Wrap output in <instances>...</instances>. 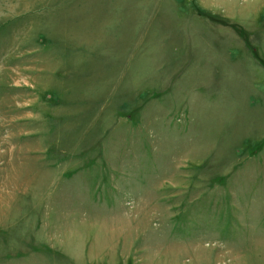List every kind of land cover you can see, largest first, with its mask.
Here are the masks:
<instances>
[{"label":"rangeland","instance_id":"rangeland-1","mask_svg":"<svg viewBox=\"0 0 264 264\" xmlns=\"http://www.w3.org/2000/svg\"><path fill=\"white\" fill-rule=\"evenodd\" d=\"M261 59L264 0H0V264H264Z\"/></svg>","mask_w":264,"mask_h":264},{"label":"bare ground","instance_id":"bare-ground-1","mask_svg":"<svg viewBox=\"0 0 264 264\" xmlns=\"http://www.w3.org/2000/svg\"><path fill=\"white\" fill-rule=\"evenodd\" d=\"M111 230H112V229H111ZM172 249H173V251L175 250L174 252H176V251L179 252L178 249H176L175 247L172 248ZM177 252H176V253H177Z\"/></svg>","mask_w":264,"mask_h":264},{"label":"trees","instance_id":"trees-1","mask_svg":"<svg viewBox=\"0 0 264 264\" xmlns=\"http://www.w3.org/2000/svg\"><path fill=\"white\" fill-rule=\"evenodd\" d=\"M261 61H262V63H263L262 65H264V60H263V59H261Z\"/></svg>","mask_w":264,"mask_h":264}]
</instances>
